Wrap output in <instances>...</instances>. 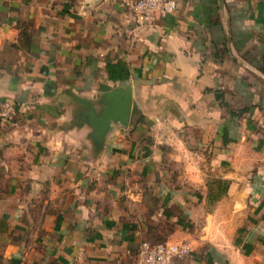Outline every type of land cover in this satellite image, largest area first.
I'll use <instances>...</instances> for the list:
<instances>
[{"label": "crops", "instance_id": "1", "mask_svg": "<svg viewBox=\"0 0 264 264\" xmlns=\"http://www.w3.org/2000/svg\"><path fill=\"white\" fill-rule=\"evenodd\" d=\"M0 0V264H264V0ZM127 124L96 136L107 94Z\"/></svg>", "mask_w": 264, "mask_h": 264}, {"label": "built area", "instance_id": "2", "mask_svg": "<svg viewBox=\"0 0 264 264\" xmlns=\"http://www.w3.org/2000/svg\"><path fill=\"white\" fill-rule=\"evenodd\" d=\"M131 13L141 18L142 26H152L159 14H171L176 8V0H122ZM17 113L14 104H0V123L11 119ZM193 251L187 242H152L143 240L132 264H181Z\"/></svg>", "mask_w": 264, "mask_h": 264}, {"label": "water", "instance_id": "3", "mask_svg": "<svg viewBox=\"0 0 264 264\" xmlns=\"http://www.w3.org/2000/svg\"><path fill=\"white\" fill-rule=\"evenodd\" d=\"M108 104L101 114H97L91 103L89 113L92 116V125L96 129V136L102 140L107 130L110 129L112 121L120 120L123 124H127L130 119L132 107V89L113 90L107 94L105 100Z\"/></svg>", "mask_w": 264, "mask_h": 264}]
</instances>
